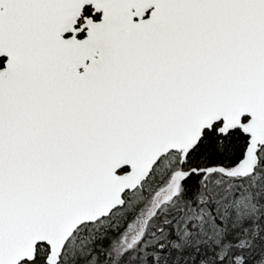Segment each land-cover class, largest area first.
<instances>
[{
    "label": "snow or ice",
    "instance_id": "snow-or-ice-1",
    "mask_svg": "<svg viewBox=\"0 0 264 264\" xmlns=\"http://www.w3.org/2000/svg\"><path fill=\"white\" fill-rule=\"evenodd\" d=\"M0 264H264V0H0Z\"/></svg>",
    "mask_w": 264,
    "mask_h": 264
}]
</instances>
